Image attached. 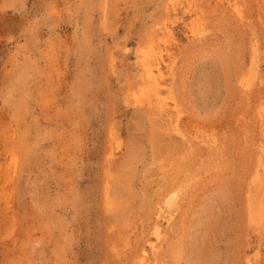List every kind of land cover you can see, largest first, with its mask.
<instances>
[{
  "label": "rangeland",
  "instance_id": "1",
  "mask_svg": "<svg viewBox=\"0 0 264 264\" xmlns=\"http://www.w3.org/2000/svg\"><path fill=\"white\" fill-rule=\"evenodd\" d=\"M0 264H264V0H0Z\"/></svg>",
  "mask_w": 264,
  "mask_h": 264
},
{
  "label": "bare ground",
  "instance_id": "2",
  "mask_svg": "<svg viewBox=\"0 0 264 264\" xmlns=\"http://www.w3.org/2000/svg\"><path fill=\"white\" fill-rule=\"evenodd\" d=\"M154 68V67H153ZM158 98V97H157ZM159 99V98H158ZM155 107V106H154ZM160 110V109H159ZM156 130V129H155ZM215 140V139H214ZM253 203V202H252ZM247 209V208H246ZM247 214V213H246ZM249 217V216H248ZM143 256V255H142ZM146 259V258H145ZM137 261V260H136ZM145 262H146V260H145ZM138 263V262H137ZM144 263V262H143Z\"/></svg>",
  "mask_w": 264,
  "mask_h": 264
}]
</instances>
